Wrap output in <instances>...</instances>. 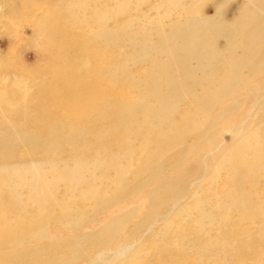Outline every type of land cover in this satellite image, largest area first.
<instances>
[{
  "label": "bare ground",
  "instance_id": "obj_1",
  "mask_svg": "<svg viewBox=\"0 0 264 264\" xmlns=\"http://www.w3.org/2000/svg\"><path fill=\"white\" fill-rule=\"evenodd\" d=\"M205 1L160 0L151 8L161 19L176 17L136 30L141 16L117 21L134 7L129 0L54 1L58 12L41 22L50 26L36 28L52 39L51 76L27 100L16 97L19 78L0 89V264H95L87 250L123 243L137 255L123 264H264V80L248 88L260 90L250 96L261 127L242 133L239 120L213 168L205 163L217 149L201 129L212 107L220 110L211 125L235 108L224 99L243 68L264 71V0H239L230 19L227 0H214L211 15L201 11ZM197 151L205 188L184 170ZM51 224L67 236L38 243L52 238Z\"/></svg>",
  "mask_w": 264,
  "mask_h": 264
},
{
  "label": "rangeland",
  "instance_id": "obj_2",
  "mask_svg": "<svg viewBox=\"0 0 264 264\" xmlns=\"http://www.w3.org/2000/svg\"><path fill=\"white\" fill-rule=\"evenodd\" d=\"M54 1L55 0H0V80L2 78V81H0V89L10 86L12 84L11 83L12 80L19 78L21 80L22 90L18 92L19 94H17L16 97H19L21 94L25 92L26 95L24 98L27 100L31 95H34L36 94V92H38V87H39L38 83L40 82V79L42 78L45 80L51 76L50 72L48 71L49 62L45 59V57L49 54V52H47V48L52 44V39H48L46 36L43 35L41 36L40 34H36V28L38 29V25L39 26L41 25L43 28L50 26L49 21H46V23H41V22L43 21L42 19L45 18L46 14H51V13L55 14L58 12L57 9H59L60 7L59 5L54 4ZM129 1L131 3L129 5H131V7L134 6L135 8L133 7L130 8V10H127L126 15L118 16L117 21L130 22L131 20L133 21L134 17L141 16V18L137 20V23L135 25H132V30H136L139 26H142L143 24L147 25L149 22L155 20V18H158L159 25L164 27L167 23H169L171 20H173L176 17V11H175L172 12L169 16H166L161 19L160 14L162 10L160 9L155 10L151 8V4L152 6H156L160 0H136V1L129 0ZM218 1H222V0H218ZM212 2H214V0H207L201 5L202 13L208 15L212 14L213 12ZM239 2H240L239 0L226 1L224 13L227 18L229 19L232 18V16L236 12V9L239 6ZM138 5L139 7H137ZM80 13L83 12L80 11ZM109 24L112 25V22H109ZM222 43H223V39H218V44L221 45ZM120 50L123 51V49ZM50 53L53 54V52ZM199 75L200 74L197 73L195 77ZM237 75L240 78H243V81H237L235 84L236 86L235 89L229 90L231 91V93L229 92L230 96H227V98L224 99V103L226 104L231 103L232 101H234V103L236 102L235 108L232 110V112H230L228 116L223 117L222 120L220 118L219 122L214 123V125H211V121L215 118L214 116H216L218 111L220 110L217 105L212 107L208 111L207 116L205 117L206 121L201 126L202 130H204V128H207L206 130L207 138L205 140L211 145L210 146L211 148L215 147L217 149L215 155L210 157V160L207 163H205L207 164V167L210 168L211 167L213 168L215 166V160L222 152V149L233 143V139L235 138H232L231 131L234 130V127L239 120L242 121L244 120L243 122L245 124L242 133H250L253 131L254 128L261 127V124L258 123L259 112L252 107V99L250 96V94L256 93L257 91L260 90L259 88L256 87L253 88L252 90H248V88L250 86H257L264 80V71H261L257 75L253 76L248 73V69L243 68ZM29 78L35 81L33 85L29 84L27 80ZM246 85L247 87H245ZM195 92L196 94H198L199 89H197ZM186 107H187L186 105L184 106V104H182L181 111ZM244 113H246L247 116L244 117L243 119L242 117L244 116ZM32 130L33 129H30V131ZM187 142L189 144L191 143V141L189 140ZM138 144L139 143H136V145ZM177 150L178 148L172 150L171 154H173ZM15 152H16L15 156L18 157H20V155L22 154V151L20 149H17ZM65 155H67V153H65ZM196 156H199L198 151L193 152L191 153V155L186 156L187 157L185 160L186 168L184 166L185 171L195 170ZM207 158L208 157H206L205 160ZM197 168L194 171L195 176L201 177V183H202L201 187L205 188L208 185L209 173L207 170H204L202 172L201 167H199L198 169ZM168 172H169L168 167H165L163 171V176H167ZM225 176H226V172L224 170L220 171L218 174V178L214 181L212 187H214L216 190L222 187V180L225 178ZM62 193H63V187L59 186L57 192L58 196L62 195ZM124 204H126L124 206L130 207L131 205H135V202L128 201ZM85 206H87V204L86 205L83 204V207ZM138 206L141 209H145L146 207V205H141V204H139ZM159 216L155 217L154 219L155 223L162 222L163 218H159ZM230 219L232 222H234L240 227L249 226L247 220L246 221L244 220L242 222L238 221L237 215L235 214H230ZM98 220H100L99 217L95 219L96 222ZM135 221H139V219L136 217V219L131 220V222L125 228L126 232H128L133 228ZM170 221L171 220L167 218L163 222H170ZM178 221L180 220H176V222ZM96 222L82 227L81 228L82 231H89L93 229L96 226ZM48 228L52 234V238L54 242L52 241V238H50L48 240L39 241L38 243L45 242L48 244H52L67 236L65 230H62L61 227L59 228L58 226L56 227V225L54 224L48 225ZM141 236L145 237L146 235L141 234ZM171 241H172V237H169L168 242ZM130 249L131 248H128L127 244L123 243L120 245H116V246L114 245L108 247L105 250H100L97 253H96V249L93 252L92 250H87L86 254L88 257L94 255L93 258L95 259L94 262L95 264H123L129 259H134L137 256L136 254L132 253ZM169 253L175 260L179 258V256L177 255L178 253L177 250L173 249ZM57 254L58 256H61L63 252H58ZM152 255L153 254H150V256ZM71 264H85V259L75 261Z\"/></svg>",
  "mask_w": 264,
  "mask_h": 264
}]
</instances>
